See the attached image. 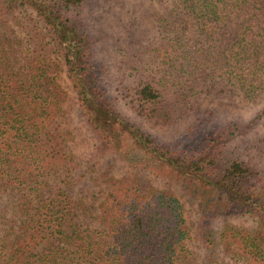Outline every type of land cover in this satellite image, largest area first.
Instances as JSON below:
<instances>
[{"label":"trees","instance_id":"16d2710c","mask_svg":"<svg viewBox=\"0 0 264 264\" xmlns=\"http://www.w3.org/2000/svg\"><path fill=\"white\" fill-rule=\"evenodd\" d=\"M139 1L150 25L120 22L108 76L92 0H0V264H264V106L185 142L149 130L199 117L201 99L264 102V0ZM61 62L96 152L186 187L204 256L187 246L184 204L170 188L124 174L105 179L97 204L77 195ZM238 215L258 223L212 230Z\"/></svg>","mask_w":264,"mask_h":264},{"label":"rangeland","instance_id":"374dc122","mask_svg":"<svg viewBox=\"0 0 264 264\" xmlns=\"http://www.w3.org/2000/svg\"><path fill=\"white\" fill-rule=\"evenodd\" d=\"M145 8L146 4H142L139 0H92L88 4L86 11L89 14L92 35L97 43V59L102 67L107 70L108 76L119 58V45L116 40L120 31V22H126L130 16L131 18L141 19V22L145 21L149 26L150 22L147 17L144 19L141 17L146 13ZM60 65L57 80L66 94L63 110L68 117L67 125L74 134L69 146L75 154L77 162L74 170L76 177L74 188L77 195L83 197L84 200L97 204L102 201L106 194L105 179L117 178L124 174H135L142 183L170 188L184 204V215L191 229V237L187 240V246L204 256L207 252L206 245L195 236L199 216L197 206L187 192L186 187L176 182L167 184L164 179L155 177L150 169L128 166L113 154L101 155L97 153L95 148L96 139L86 125L76 91L67 76L66 66L62 62ZM108 76V82H110ZM110 87L111 95H116L118 91L115 89V84L111 83ZM199 103L204 109L199 117L196 113L182 116L177 114L174 124L170 127H150L149 130L161 140L185 142L198 134L195 129L199 132H209L219 129L231 121L248 120L264 106V102L251 106L236 105L228 103L226 99H201ZM129 105L128 100H117L116 107L125 115L133 116ZM197 124H200V126L195 128ZM257 129V132L264 130V118ZM226 223L253 229L258 220L250 215L219 217L213 222L212 230H218Z\"/></svg>","mask_w":264,"mask_h":264}]
</instances>
